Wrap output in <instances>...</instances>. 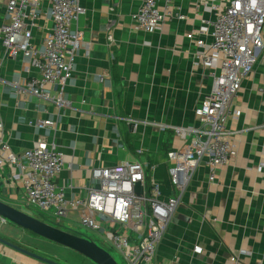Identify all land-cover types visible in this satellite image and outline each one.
Listing matches in <instances>:
<instances>
[{"label": "crops", "instance_id": "obj_1", "mask_svg": "<svg viewBox=\"0 0 264 264\" xmlns=\"http://www.w3.org/2000/svg\"><path fill=\"white\" fill-rule=\"evenodd\" d=\"M8 2L0 0V27L8 22ZM141 3L81 0L85 12L74 28L84 34L83 47L63 93V107L34 93L30 83L41 80V73L29 60L6 59L0 43V125L5 138L17 154L38 141L55 147L66 163L55 182L68 200L84 199L87 186H99L91 179L94 168L137 159L152 167L148 176L161 182L165 196L172 195L168 154L184 145L174 129L200 126L195 111L212 90L213 78L196 60V42H211L215 4L160 0V9L170 15L148 34L136 30L132 21ZM50 8V1L43 0L33 29L40 51L54 26ZM44 91L58 97L50 85ZM231 108L239 113L227 123L236 155L217 170L214 182L206 165L192 176L153 264H264V49ZM42 120L55 126L39 130L35 123ZM15 173L20 170L10 166L0 172V200L9 205L24 202ZM77 218L74 213L62 225L85 235L70 228L72 223L80 226ZM49 243L8 223L0 227V264H58L39 251Z\"/></svg>", "mask_w": 264, "mask_h": 264}, {"label": "built area", "instance_id": "obj_2", "mask_svg": "<svg viewBox=\"0 0 264 264\" xmlns=\"http://www.w3.org/2000/svg\"><path fill=\"white\" fill-rule=\"evenodd\" d=\"M49 1L54 26L44 40L43 51L33 42V29L43 0H9L8 22L0 27V43L6 59L29 60L41 73V80L30 83L34 93L63 107L66 102L62 96L73 77L76 56L84 40L83 32L74 26L85 11L81 0ZM159 1L142 0L132 19L136 30L150 34L163 26L170 14L160 9ZM209 1L217 10L211 25L212 40L210 43L197 40L195 57L211 71L213 87L195 111L200 126L174 129L184 145L168 154L172 163L169 170L172 195L165 196L161 182L148 176L150 166L137 159L109 168H94L91 179L99 186H87L84 199L68 200L55 182L66 166L63 155L43 141L17 154L0 125V172L6 166L20 170L13 178L22 184L27 207L62 220L76 213L80 225L88 231H104L107 241L128 264H153L157 245L199 167L206 165L214 182L217 170L236 155L227 123L230 117L239 116L232 111V100L264 49V0ZM112 40L110 36L109 41ZM105 80L100 77V82ZM45 85L54 87L58 97L46 93ZM35 126L46 130L55 123L42 120ZM138 184L143 189L141 195L136 192Z\"/></svg>", "mask_w": 264, "mask_h": 264}, {"label": "water", "instance_id": "obj_3", "mask_svg": "<svg viewBox=\"0 0 264 264\" xmlns=\"http://www.w3.org/2000/svg\"><path fill=\"white\" fill-rule=\"evenodd\" d=\"M137 195H141L143 189L141 184H138L136 188ZM0 217L7 223L10 222L26 231H29L49 242L56 243L62 246H65L69 249L77 251L82 255L90 258L96 264H117L116 260L113 256L106 251L104 248L99 246L95 241L85 237L79 236L76 234H69L59 229H56L52 226L46 225L43 222H40L38 219L31 217L25 213H22L13 207L7 205L0 201ZM30 219L32 221L39 222L47 227V229L35 226L24 219ZM19 251L23 254H28L34 258H38L41 260L40 257H37L34 254L28 253L22 249Z\"/></svg>", "mask_w": 264, "mask_h": 264}, {"label": "rangeland", "instance_id": "obj_4", "mask_svg": "<svg viewBox=\"0 0 264 264\" xmlns=\"http://www.w3.org/2000/svg\"><path fill=\"white\" fill-rule=\"evenodd\" d=\"M13 195L17 196L18 192L13 191ZM2 202L5 203L4 201H2ZM10 204L11 205H9V204H7V205L13 207L14 209H16L22 213H25L31 217L38 219L40 222H43L46 225L52 226L56 229H59L61 231L69 233V234H74V233L68 232L64 229V226L62 225V223L64 224L65 222L62 219L56 218L52 214L45 213V212L40 211V210L35 209V208H28L22 199L13 201ZM8 223L12 224L10 222H7L6 225H8ZM6 225L4 224V222L2 223L0 221V227L1 228L6 227ZM70 228L73 232H78L80 234L84 233L87 238L95 241L99 246H101L106 251H108L111 255H113L117 264H128L127 261L125 260V258L117 250H115L112 247V245L109 243V241H107L103 231H101L100 233L91 232V231H88L87 229H85L84 227H82L81 225L79 226V225L73 224V223L71 224ZM85 235H83V236H85ZM39 251H44V252L49 253L52 260H54L58 264H89L90 263L89 260H87L81 254L75 252L72 249H69L65 246H62V245H59L56 243H49V246L42 248Z\"/></svg>", "mask_w": 264, "mask_h": 264}, {"label": "bare ground", "instance_id": "obj_5", "mask_svg": "<svg viewBox=\"0 0 264 264\" xmlns=\"http://www.w3.org/2000/svg\"><path fill=\"white\" fill-rule=\"evenodd\" d=\"M24 220L27 221V222H29V223H31V224H33V225H35V226H38V227H41V228L47 229L46 226H44L43 224H41V223H39V222L32 221V220H30V219H26V218H25Z\"/></svg>", "mask_w": 264, "mask_h": 264}, {"label": "trees", "instance_id": "obj_6", "mask_svg": "<svg viewBox=\"0 0 264 264\" xmlns=\"http://www.w3.org/2000/svg\"><path fill=\"white\" fill-rule=\"evenodd\" d=\"M86 237V236H85Z\"/></svg>", "mask_w": 264, "mask_h": 264}]
</instances>
